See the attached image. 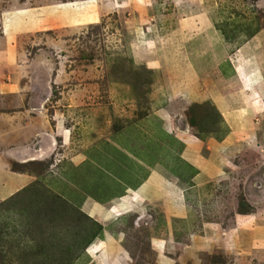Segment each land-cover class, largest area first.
<instances>
[{"label": "rangeland", "instance_id": "obj_1", "mask_svg": "<svg viewBox=\"0 0 264 264\" xmlns=\"http://www.w3.org/2000/svg\"><path fill=\"white\" fill-rule=\"evenodd\" d=\"M238 54L264 0H0V264H264Z\"/></svg>", "mask_w": 264, "mask_h": 264}, {"label": "crops", "instance_id": "obj_2", "mask_svg": "<svg viewBox=\"0 0 264 264\" xmlns=\"http://www.w3.org/2000/svg\"><path fill=\"white\" fill-rule=\"evenodd\" d=\"M239 56H238V59H237V61H238V64H237V66L239 65V66H241V70L242 71H244L245 73H246V78H247V80L248 81H246V79L244 80L245 81V89H244V91L245 92H247V93H249V91H252V90H256V91H259V94H260V96H262V98H263V100H264V75H263V70L261 69V65L257 62V60H252V58H247L246 56H242V54H238ZM255 70L257 71V72H255ZM254 74H256V75H259L256 79H257V83L256 82H254L253 84H252V82L254 81V79H252L251 78V80L248 78V77H250V76H252V75H254ZM249 75V76H248ZM251 82H250V81ZM251 83V85L253 86V88H250V84ZM244 101V100H243ZM245 102L246 101H244L243 102V104H245ZM222 104H223V102H222ZM257 105H258V107H259V104L257 103ZM224 106L225 105H223V108H224ZM245 106V105H244ZM222 107V106H221ZM222 108V109H223ZM0 167L2 168V165L0 164ZM1 170V169H0ZM4 178V177H3ZM168 179V178H167ZM10 180H13L12 178H10ZM169 180V179H168ZM13 184V183H12ZM153 184H155V182L153 181ZM152 184V185H153ZM151 185V184H150ZM7 187V186H6ZM15 187H17V186H15ZM142 187H143V184H141V185H139L138 187H136L134 190L137 192V190H139V191H141V190H143V192H142V194H144L145 192V187L142 189ZM162 188H164V186L162 187ZM127 189H131V188H126L124 191H125V193L127 192ZM7 190H8V188H4L3 189V191H5V192H7ZM148 192V191H147ZM124 193V194H125ZM146 194V193H145ZM110 201H112V200H110ZM264 234V233H263Z\"/></svg>", "mask_w": 264, "mask_h": 264}, {"label": "trees", "instance_id": "obj_3", "mask_svg": "<svg viewBox=\"0 0 264 264\" xmlns=\"http://www.w3.org/2000/svg\"><path fill=\"white\" fill-rule=\"evenodd\" d=\"M130 190H131V189H130ZM126 193L128 194V191H127ZM126 193H125V195H127ZM125 195H123V196H117V197L113 198L112 201H111V203L114 204V203H116V202H119V201H120V198H121V199L124 198Z\"/></svg>", "mask_w": 264, "mask_h": 264}, {"label": "bare ground", "instance_id": "obj_4", "mask_svg": "<svg viewBox=\"0 0 264 264\" xmlns=\"http://www.w3.org/2000/svg\"><path fill=\"white\" fill-rule=\"evenodd\" d=\"M245 79H246V81H248L247 78H246V76H245ZM254 82H255V80H254ZM256 82H257V81H256ZM249 85H250V88L253 87V86L251 85V83H250Z\"/></svg>", "mask_w": 264, "mask_h": 264}]
</instances>
